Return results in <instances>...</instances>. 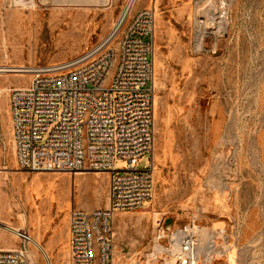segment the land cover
Wrapping results in <instances>:
<instances>
[{
    "label": "rangeland",
    "instance_id": "374dc122",
    "mask_svg": "<svg viewBox=\"0 0 264 264\" xmlns=\"http://www.w3.org/2000/svg\"><path fill=\"white\" fill-rule=\"evenodd\" d=\"M106 1L0 0V66L70 61L107 42L129 0ZM156 1L155 149L138 163L146 170L153 158L154 193L144 209L111 220L113 264H176L168 239H157L160 221L172 230L196 221L203 264H264V0ZM152 4L136 0L131 17ZM130 21L108 47L118 49ZM198 23L208 37L196 49ZM29 80L0 75V90H10L0 95V244L19 248L7 228L18 229L43 249L35 257L31 244V264H70V210L108 208L110 178L21 169L10 96ZM211 239L216 246L204 262Z\"/></svg>",
    "mask_w": 264,
    "mask_h": 264
},
{
    "label": "built area",
    "instance_id": "2783aa9c",
    "mask_svg": "<svg viewBox=\"0 0 264 264\" xmlns=\"http://www.w3.org/2000/svg\"><path fill=\"white\" fill-rule=\"evenodd\" d=\"M12 1L23 5L53 2ZM234 1L224 3L228 6ZM132 14L133 9L125 18L131 21L118 49L107 46L117 31L79 58L26 68L29 82L11 90L13 144L21 169L109 175L108 208L70 210L71 264H113L111 220L116 213L144 209L153 199V158L146 170H138V163L147 155L153 157L155 149L157 9ZM197 27L196 49L208 37L201 23ZM117 161H124L126 168L116 169ZM18 238L19 248L0 249V264H31L32 237L18 231ZM157 239H168V253L176 264H203L196 221L174 230L160 221ZM212 239L204 262L216 246Z\"/></svg>",
    "mask_w": 264,
    "mask_h": 264
},
{
    "label": "bare ground",
    "instance_id": "6f19581e",
    "mask_svg": "<svg viewBox=\"0 0 264 264\" xmlns=\"http://www.w3.org/2000/svg\"><path fill=\"white\" fill-rule=\"evenodd\" d=\"M104 0H55V3L59 6H64L65 4H72V3H83V4H86V3H91L93 5H102L101 3L103 2ZM106 1V0H105ZM104 1V2H105ZM111 1V0H110ZM136 0H129V3L125 9V12L123 14V17L119 23V25L117 26L116 28V31H118L120 29V27L122 26L125 18L129 15L130 11L133 9V5L135 3ZM141 0H137V2H140ZM103 2V3H104ZM107 2V1H106ZM105 2V3H106ZM35 6V5H34ZM70 6V5H69ZM115 31V32H116ZM28 68V67H24V66H0V75L1 74H4V73H16V74H23V76L25 77V69ZM22 76V75H20ZM10 90L8 88H5V89H1L0 90V95L2 93H5V92H9ZM155 159V158H154ZM8 231H10L14 236H18V229H14V228H7ZM31 244L33 245L34 247V250L32 252V255H34L35 257L38 256L37 253L39 252H43V249L41 247V245L39 244L38 241L36 240H33L31 241ZM155 248V247H154ZM211 252H212V249H211ZM153 257V256H152ZM150 258V257H149ZM210 261V259H208ZM132 264V263H131Z\"/></svg>",
    "mask_w": 264,
    "mask_h": 264
},
{
    "label": "crops",
    "instance_id": "0c3cea01",
    "mask_svg": "<svg viewBox=\"0 0 264 264\" xmlns=\"http://www.w3.org/2000/svg\"><path fill=\"white\" fill-rule=\"evenodd\" d=\"M147 5H144L142 8H139L137 12H135L134 14H137L139 11L143 10V9H146ZM155 7L157 9V1L154 0V4H152V6L150 8H153ZM157 13H158V10H157ZM155 40V39H154ZM155 42V41H154ZM153 61H154V58H153ZM155 63V62H154ZM155 65V64H154ZM69 244H70V233H69ZM0 249H5L3 248V246L0 244ZM70 264H71V251H70Z\"/></svg>",
    "mask_w": 264,
    "mask_h": 264
}]
</instances>
